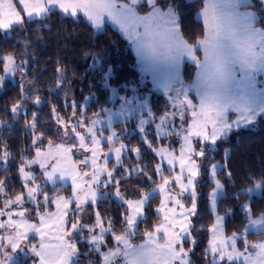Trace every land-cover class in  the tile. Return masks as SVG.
Returning <instances> with one entry per match:
<instances>
[{
    "label": "snow or ice",
    "instance_id": "1",
    "mask_svg": "<svg viewBox=\"0 0 264 264\" xmlns=\"http://www.w3.org/2000/svg\"><path fill=\"white\" fill-rule=\"evenodd\" d=\"M18 2L23 16L12 0H0V30L9 36L11 31L17 28L23 31L25 25L33 22L46 27L42 21L57 10L77 19L82 13L98 31L104 30L110 21L131 43L141 71L151 74L153 84L163 90L170 103L157 113L147 96L139 100L135 95L131 99L120 96L122 103L117 111L101 106L100 111L89 117L84 106L67 99L65 93L62 107L71 109V117H62L55 105L51 110L57 125L55 134L61 136L62 142L53 145L49 140L45 147L37 112H29L26 107L29 99L36 106L44 103L34 86L33 95H29L25 84L29 62L18 61L15 52L0 55L5 73L0 75V88L4 87L6 78L20 76L19 100L5 113H10L13 120L23 118L31 134L29 151L35 153L29 158L21 152L17 171L23 191L14 198L7 194L9 179H0V218L6 217L0 219V264H18L20 253L29 256L31 264H81L82 258L86 264H193L191 254L198 244L193 233L201 230L210 234L203 250L204 264H264V208L255 209L248 202L241 204L245 222L242 228L226 234L225 220L233 209L220 214L218 208V197L226 187L217 178L223 165L212 163L209 169L212 187L208 197L213 222L200 229L193 223V218L198 216L199 178L209 165V153L217 141L264 117V80H258L264 77V21L259 17L264 12V0H258L259 7L254 0H203L198 13L203 30L194 43H189L181 30L176 0ZM199 52L203 53L202 58L197 55ZM20 55H26V49ZM185 58L196 67L191 82H186L181 72ZM55 72V87L62 89L67 81L64 70L58 66ZM110 73L111 68L104 76L106 86ZM131 91L135 93L136 87L132 86ZM112 92L115 95L117 90L113 88ZM192 92L194 98L189 95ZM133 100H137L135 106ZM101 113L107 114L106 129L97 127L104 123ZM113 116L124 120L137 118L136 127L143 134V143L160 158L153 175L148 174V165L139 163L141 149L126 145L123 133L115 131ZM6 123L0 120V125ZM152 126L155 139L166 140V145L153 147L149 139ZM105 131L109 134L105 135ZM65 138L73 142L68 144ZM174 141L179 143L178 156ZM104 147L108 150L104 151ZM74 151L83 158L73 160ZM129 152L137 159L131 168L125 167L122 158ZM111 154L115 163L109 168ZM12 156L8 144L0 139V170L6 177ZM165 162L170 176L164 175ZM177 163L179 171L175 172ZM33 165H39L44 183H36ZM231 175L229 171L227 176ZM133 176L141 178L134 190L121 191L123 180L128 179L131 184ZM67 179L71 180V195L65 197L59 195L63 183L60 187L56 184L57 180ZM246 180L253 187L233 193L237 201L243 193L264 188V175ZM47 183L53 185L51 195ZM151 185L155 187L146 191ZM157 193L162 197L155 209L158 222L140 232ZM110 198L119 201L118 220L102 215L97 207L102 199ZM26 202L34 205L38 223L28 218L31 210L24 207ZM51 205H55V212L47 211ZM88 212L90 216L85 215ZM138 232L142 240L133 243ZM250 235L256 239H250ZM34 237H38L36 242ZM81 244L86 245V251H81Z\"/></svg>",
    "mask_w": 264,
    "mask_h": 264
},
{
    "label": "trees",
    "instance_id": "2",
    "mask_svg": "<svg viewBox=\"0 0 264 264\" xmlns=\"http://www.w3.org/2000/svg\"><path fill=\"white\" fill-rule=\"evenodd\" d=\"M176 3L181 13V30L189 43H194L203 30L202 22L195 17L196 12L202 7L203 0H176ZM42 24L46 27H41L36 22L27 24L23 31L19 28L11 31L10 36L0 32V55L15 52L18 57H25L28 60L29 68L25 84L29 89V95L30 97L33 95L31 90L34 86L35 91L41 94L44 103L37 108L29 99L26 106L29 107V112H37L39 131L45 134L44 143L49 140L54 141L58 136L55 134L57 126L52 118L53 105L56 106L62 117L67 118L71 115L70 108L62 107L65 102V93H67V99H74L80 105H83L86 97L91 95L90 103L84 109L87 115H92L98 108L109 102L110 89L102 85L103 73L109 67L112 68L110 82L113 87H117L119 92H127L130 85L136 84L147 86L151 92L150 84L140 77L134 53L128 42L112 27L106 26L104 30L96 31L85 19L65 17L58 11L50 13L49 18L43 20ZM25 49L26 55H20ZM58 66L63 68L67 78L62 89L55 87V69ZM1 68L2 64H0V71ZM192 69L189 64H185L183 69L185 80L192 78ZM19 93V84L10 82H7L0 91V120L7 121L5 125H0V139L8 144L13 154L11 161L14 162L9 166L7 177L0 170V179H9L10 187L7 192L11 195H17L23 191L22 182L15 166L21 152L29 151L31 144V134L25 123L20 124L24 121L23 118L17 122L12 119L10 113L7 115L5 113L6 109L19 100ZM150 99L154 111L159 113L164 110L165 101L160 96L156 97L152 94ZM157 101L162 104L156 106ZM28 119L31 120V115L28 116ZM15 123H18V126L15 127ZM131 138L135 139V143L131 139L127 142L133 143V146L141 149L143 152L142 161L145 159L149 161L150 166L148 165L147 170L151 172L152 162L155 161L154 156L146 150L141 138L136 139V134ZM214 154L210 158L211 160L223 159L225 156V167L218 173L219 178L226 186L225 195L220 197L218 208L220 213H224L229 208L233 209L225 220L226 234H230L232 231L242 228L245 222L241 203L247 198V195L243 193L240 200L237 201L233 198V193L253 185L249 180H246V177L259 179L264 175V118L254 129L233 131L228 137L219 141ZM229 171L232 173L230 178L225 175V172ZM125 181L127 182L128 179ZM122 188H126L124 181ZM210 188L211 183L207 182L206 189ZM65 190L66 188L61 192ZM156 203L157 198L153 199L151 207L147 209V223L140 225V232L158 220L152 208ZM200 203L199 215L193 218L197 229H200L201 226L208 227L212 222V215L207 210V197L203 196ZM250 204L255 209L264 208V188L261 189L259 196L251 198ZM97 207L102 211V215L112 216L117 220L120 217L121 208L119 202L114 199H102ZM105 209L107 212H104ZM193 235L197 237L198 244L191 254L192 262L193 264H204L203 250L208 233L201 230L194 232ZM251 236L255 238L254 235ZM137 237L138 239L142 238L140 235ZM80 248L82 252L87 250L86 245L83 244L80 245ZM81 263L83 264L82 261ZM18 264H31V259L20 258Z\"/></svg>",
    "mask_w": 264,
    "mask_h": 264
},
{
    "label": "rangeland",
    "instance_id": "3",
    "mask_svg": "<svg viewBox=\"0 0 264 264\" xmlns=\"http://www.w3.org/2000/svg\"><path fill=\"white\" fill-rule=\"evenodd\" d=\"M12 2H13V3H16L17 8L21 11V9H22V5L19 4L18 0H12ZM254 3H257V6L259 7V5H258V0H254ZM57 11H58V10H57ZM199 11H200V9L196 12L195 17H196L197 19H199V20L202 22V25H203V20H202V18L198 16ZM21 12L23 13V15H25V13H24L23 11H21ZM58 12H59V11H58ZM60 14H61V13H60ZM141 14H143V13H141ZM61 15H63V14H61ZM82 15H83V14L81 13L79 18H83ZM63 16L68 17V16H66V15H63ZM259 17H260V19H261L262 21H264V12H260V13H259ZM70 18H73V17H70ZM73 19H77V18H73ZM83 19L86 20L85 17H84ZM86 21H87V20H86ZM87 22H88V21H87ZM88 23H89V22H88ZM89 24H90V23H89ZM106 24H108V25H106L107 27L110 25V27L112 26V27L118 29L116 26H113V25L111 24L110 21H107ZM106 26H105V27H106ZM93 29L96 30L95 28H93ZM118 30H119V29H118ZM96 31H98V30H96ZM0 32L3 33V34H5L3 30H0ZM121 34H122V33H121ZM122 35H123V34H122ZM122 37L125 39L124 36H122ZM126 40H127V39H126ZM127 42H128V44H129L131 50L133 51V47H132L131 43H130L128 40H127ZM197 55L200 56L201 58L203 57V53H202V52L197 53ZM21 59H25V60H27L25 57H18V56H17V60H18V61L21 60ZM27 61H28V60H27ZM99 64H100V63H99ZM187 64H189V65L191 66V68H193V69L191 70V71H193V74H192V78H191L190 80H185V81H186V82H191V80L195 78L196 67H195V65L192 63V61H190V60L187 61ZM137 66H138V65H137ZM109 68H111V67H109ZM109 68H107L106 71L103 73L104 76H105L106 73H108V69H109ZM183 69H184V67H183V63H182V65H181V72H182V75H183V77H184ZM0 72H1L0 75H5V73L3 72V65H2V68H1V71H0ZM145 73H146V72H145ZM146 74L150 77V78H149V80H150V81H149V84H150V86H151V92H150V90H149V88H148L147 86H145V85H141V84H136V85H130L131 87H132V86H135V87H136V92H135V93H133V92L131 91V87H129V91L124 92V93H121V92L118 91L117 87H115V86L113 87V85H112L111 82H110V81H111L110 76L112 75V68H111V73L108 74V79H107V85H108V86H106L105 79L102 78V85H103L104 87L110 89V94H109V96H108V100H109V102H108L105 106H103V107L111 108V109L113 110V112H115V111H117V110L119 109L120 104L122 103V102L120 101V99H119L120 96H126L127 98L131 99V98L133 97V95H135V96L137 97V100H139V99H143L145 96H147L148 99H149V102H150V101H151L150 98H151V95H152V94L155 95L156 97L160 96V97L165 101V104H164V105H165V106L168 105V104L170 103V102H169V99H168V96H166V95L164 94L163 90H161V89H157V88L155 87V85L153 84V81H152V76H151V74H150V73H146ZM140 77H141V76H140ZM141 79L143 80V78H141ZM19 80H20V76H19L18 74H17L14 78H13V77H8V78H6V80H5L4 87H5V85H6L7 82H10V83H18V84H19ZM258 80H264V77H258ZM152 86H154V89H155V90L152 89ZM4 87H3V88H4ZM3 88H0V91H1ZM113 88H115V89L117 90V93H116L115 95H113V92H112V89H113ZM189 95H190L191 97H193V98L195 97V93H194V92L190 93ZM91 98H92L91 95H89V96L86 97V100H85V102H84V104H83L84 109L86 108L85 106H87V105L90 103ZM137 100H133V106L136 105ZM160 103H161V102L157 101L155 105H156V106H159ZM161 104H162V103H161ZM33 105H34V104H33ZM41 105H42V104H41ZM41 105H39V106L34 105V106H36L37 108H39V107H41ZM150 105H151V102H150ZM165 106H164V108H165ZM26 107L29 108L28 106H26ZM100 108H101V107H100ZM100 108H98V110H96L95 112L100 111ZM95 112H94V113H95ZM78 114H79V113H78ZM92 115H93V114H92ZM92 115H88V116H89V117H92ZM230 115L233 116V117L235 116L234 113H230ZM69 117H71V115L68 116L67 118H69ZM67 118H65V119H67ZM101 118L103 119L104 123L101 124V125H98L97 127H104V128L106 129V128H107V114H106V113H101ZM263 118H264V117H259V118L257 119V121H256L253 125L242 126L240 129H246V130H247V129H254V128L257 126V124L261 121V119H263ZM73 119H74V118H73ZM19 120H20V119H19ZM19 120H17V122H19ZM137 122H138V121H137V118H136L135 116H134L132 119H130V120H124L123 117L113 116V128L115 129V131H116L118 134H120L121 132L123 133V136H122V138H123V142H124L126 145L130 146V147H137V146H133V145H134L133 143H135V139H132V138H131L132 135H135V134H136V135H137V138H136V139L141 138V139L143 140V134L140 133V132H139V129L136 127ZM20 124H24V121L21 122ZM14 125H15V127H16V126H18V123H15ZM56 126H57V125H56ZM55 130L57 131V127H55ZM238 130H239V129H238ZM81 131H83V130L81 129ZM233 131H237V130H233ZM231 133H232V132H231ZM231 133H229V135H230ZM104 134H105V135H108L109 132H108V131H105ZM229 135H228V136H229ZM228 136H227V137H228ZM65 139H66V138H65ZM129 139H131V141L133 142L132 144L129 143V142H127ZM149 139H150L152 142L155 140V142H153V147H159L161 144H165V145H166V144L168 143L166 140H164V141H160V140H156V139H155V130H154V126H152V128H151V135L149 136ZM222 139H224V138H222ZM222 139L218 140L217 143H218L219 141H221ZM61 142H62V138H61V136H59V135L57 136L56 140L52 141L53 145H55V144H59V143H61ZM66 142H67L68 144H71L73 141H72V140H67V139H66ZM173 143L175 144V147H176V155L178 156V155H179V143L176 142V141H174ZM47 144H48V141L44 143L45 147H47ZM30 145H31V144H30ZM143 145H144V147L146 148V150H147L148 152L152 153V155H153L154 158H155V161L152 162V163H153L152 171L149 172V171L147 170V172H148L149 175H153V174H154V173H153V168L155 167L156 163L159 162L160 158H159L158 156H156L155 153H154L153 151H151L150 149H148L146 144H143ZM117 146H118V145H117ZM216 149H217V144L214 146V150L211 151V152L209 153V157H210V158L213 157V156L215 155L214 153H215ZM107 150H108L107 147H104V151H107ZM142 151H143V150H142ZM142 153H143V152H141V154H142ZM24 154H25V155H28L29 158H31L32 156L35 155L34 151H31V152H30V151H27V152H24ZM142 156H143V155H142ZM82 158H83V155H82L80 152H75V151H74V154H73V160L78 161V160H80V159H82ZM122 158H123V163H124L125 167H129V168H131V167H134V166L136 165V163H137V159H136V156H135L134 153L129 152V153L123 155ZM12 163H14V162L10 160V161H9V164H8V169H10L9 166H10ZM15 163H16V162H15ZM114 163H115L114 154H111V156H110V162H109V168H111V167L114 165ZM139 163H140L141 165H149V166H150L149 161H148L147 159H145L144 161H142V159H140V160H139ZM212 163H216V164H218V165H223V166L225 167V156H224L223 159H218V160H211V159H210V160H209V165H208V167H206V168H204V169L202 170V176L199 178V184H198V188H197V191H198V194H199L198 210H197V211H198V215H199V206L201 205L200 201L202 200V197H203V196H206V197H207V210L211 213V215H212V222H213V219H214V213L212 212V209H211V207H210L209 197H208V193H209V191H210L211 188L208 189V190L206 189V183H207V182L210 183V171H209V169H210V165H211ZM19 164H20V160H18V162L16 163V166H15V167H16V171H17V169H18V167H19ZM80 167H83V166H80ZM224 167H223V168H224ZM223 168H219V169H218V173H219L220 171H222ZM32 170H33V171L36 173V175H37L36 183H38V184H40V183H44L43 178H42L41 175H40L41 170H40V168H39V165H33ZM205 170H206V173H204ZM121 171H122V169H121ZM178 171H179V165H178V163H177V164H176V167H175V172H178ZM17 174H18V171H17ZM164 175H165V176H170L169 166L167 165L166 162L164 163ZM225 175L227 176V172H225ZM19 178H20V177H19ZM217 178L220 179V178H219V175H217ZM140 179H141L140 177L133 176V177L131 178V181H132L131 184L129 183V180L126 182L125 180H127V179H124L123 181H124V185L126 186V188H122V184H121V191H123V192H128V191H132V190H134V188H135V184H136ZM144 179H146V178H144ZM156 179H157L158 182H160V181H159V177H156ZM20 181H21V180H20ZM220 181H221V183H223L221 179H220ZM61 183H63L64 188H66V190H65L64 192H60L59 195H63V196H65V197L70 196V195H71V180H70V179H67L66 182H60L59 180H57L56 187H60ZM46 187H47V189H48V191H49V194L51 195V194H52V190H53V185H52L51 183H47ZM154 187H155V185H151L149 188H146L145 190L148 191V190H150V188H154ZM211 187H212V184H211ZM252 187H253V185L250 186V187H245L244 189L252 188ZM7 194H8L10 197H13V198H14V195H11L9 192H7ZM18 194H19V193H18ZM245 194L247 195V198L244 199V200L242 201L241 204H243L244 202H248V203H250V200H251V198H252L253 196H259V195L261 194V189H255L251 194H247V193H245ZM224 195H225V191H224V192L218 197V201H219L220 197H222V196H224ZM155 198H157V203H156L155 205H153L152 208H153V213H154L155 216L157 217V215H156V213H155V209L159 206V204H160V199H161L162 197H160L159 194L157 193V194L154 196V199H155ZM40 199H42V196L40 197ZM118 202H119V201H118ZM189 203H190V201H189ZM0 207H2V203H0ZM24 207L29 208V209L31 210V211L29 212V214H28V218L31 220V222H33V223H38L39 221H38V218L35 216L34 205H32V204L26 202L25 205H24ZM241 210H242V212H243V214H244V210H243L242 207H241ZM47 211H48V212H55V211H56L55 205H51V206H49V207L47 208ZM220 214H223V213H220ZM85 215H86V216H90V215H91V212H88V213H86ZM0 219H6V217L0 218ZM157 222H158V220H157L155 223H157ZM212 222H211V223H212ZM155 223H154V224H155ZM211 223H210V225H211ZM143 231H144V230H143ZM143 231H141V232H143ZM138 235H140L139 232L137 233V236H138ZM209 235H210V234L208 233L207 242H208V239H209ZM137 236H136L135 238H133V243H140V242H141L142 238L138 239ZM250 239H256V237H255V238H252V236L250 235ZM37 240H38V237H34V238H33V242H36ZM207 242H206L205 247L207 246ZM23 257H24V258H30L29 256H25L24 254L20 253V254L17 255V261H18L20 258H23ZM30 259H31V258H30ZM81 261H82L83 264H84V263L86 262V259L83 258V260H81ZM81 264H82V263H81Z\"/></svg>",
    "mask_w": 264,
    "mask_h": 264
},
{
    "label": "crops",
    "instance_id": "4",
    "mask_svg": "<svg viewBox=\"0 0 264 264\" xmlns=\"http://www.w3.org/2000/svg\"><path fill=\"white\" fill-rule=\"evenodd\" d=\"M14 5H15V7H16V9L18 10V11H20L18 8H17V5H16V3H13ZM21 15L23 16V13L21 12ZM82 17H83V15H82ZM84 18V17H83ZM106 25H108V24H106ZM105 25V26H106ZM110 26V25H109ZM112 27V26H111ZM113 29H115L116 31H118L119 33H120V35L121 36H123L122 34H121V32L118 30V29H116V28H114V27H112ZM125 40H126V38H125ZM127 41V40H126ZM133 53H134V56H135V60H136V66H137V68H138V70H139V73H140V76H141V78H143V80L144 81H146V82H148L149 83V76L145 73V72H142L141 71V67H140V64L138 63V58H137V55H136V52H135V50L133 49ZM189 59L188 58H185L184 59V61H183V67L185 66V64H187V61H188ZM152 89H154V86H152ZM155 90V89H154Z\"/></svg>",
    "mask_w": 264,
    "mask_h": 264
}]
</instances>
